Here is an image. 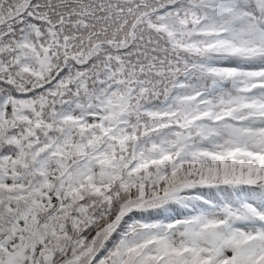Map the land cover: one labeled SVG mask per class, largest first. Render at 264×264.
<instances>
[{
  "label": "snow or ice",
  "instance_id": "1",
  "mask_svg": "<svg viewBox=\"0 0 264 264\" xmlns=\"http://www.w3.org/2000/svg\"><path fill=\"white\" fill-rule=\"evenodd\" d=\"M0 264H264V0H0Z\"/></svg>",
  "mask_w": 264,
  "mask_h": 264
}]
</instances>
